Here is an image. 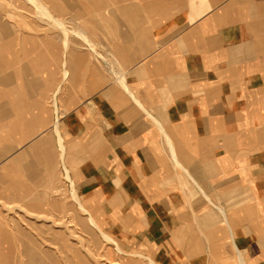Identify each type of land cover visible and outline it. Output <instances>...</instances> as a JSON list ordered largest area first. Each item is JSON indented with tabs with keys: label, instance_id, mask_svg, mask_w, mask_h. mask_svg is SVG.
<instances>
[{
	"label": "crops",
	"instance_id": "crops-1",
	"mask_svg": "<svg viewBox=\"0 0 264 264\" xmlns=\"http://www.w3.org/2000/svg\"><path fill=\"white\" fill-rule=\"evenodd\" d=\"M48 2L89 43L0 39L2 162L50 143L98 230L156 264H264V0Z\"/></svg>",
	"mask_w": 264,
	"mask_h": 264
},
{
	"label": "rangeland",
	"instance_id": "rangeland-1",
	"mask_svg": "<svg viewBox=\"0 0 264 264\" xmlns=\"http://www.w3.org/2000/svg\"><path fill=\"white\" fill-rule=\"evenodd\" d=\"M48 1L0 0V39L41 32L42 36L80 38L89 43L77 24L79 21L50 13ZM90 48L99 54L96 45ZM99 52L109 62L106 53ZM91 54L94 60L98 58L92 51ZM107 68L114 69V65ZM50 145H43L38 166L31 165V157L18 159L20 163L17 159L15 163V159L2 162L0 158V183L4 186H19L16 179L10 182L12 173L13 178H18L19 172L28 178L30 173L42 171L41 177L37 175L34 181L26 183L33 190L9 199L11 204L0 201V264H149L144 247L108 234L105 237L106 233L89 223L92 217L79 206V198L58 162L57 149L52 152Z\"/></svg>",
	"mask_w": 264,
	"mask_h": 264
},
{
	"label": "bare ground",
	"instance_id": "bare-ground-1",
	"mask_svg": "<svg viewBox=\"0 0 264 264\" xmlns=\"http://www.w3.org/2000/svg\"><path fill=\"white\" fill-rule=\"evenodd\" d=\"M56 20V18H54ZM57 22L60 23V21L56 20ZM79 206L81 208H83L82 204L79 202ZM84 209V208H83ZM84 211V210H83ZM89 223L94 227L97 226V223L95 222V220L93 218L90 219ZM104 235V234H103ZM105 237H109L108 235H106ZM150 264H156L151 258L149 259Z\"/></svg>",
	"mask_w": 264,
	"mask_h": 264
}]
</instances>
